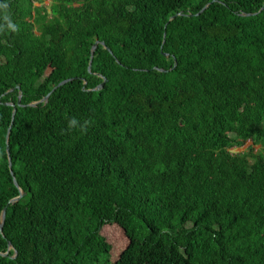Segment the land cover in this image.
I'll list each match as a JSON object with an SVG mask.
<instances>
[{"label": "trees", "instance_id": "obj_1", "mask_svg": "<svg viewBox=\"0 0 264 264\" xmlns=\"http://www.w3.org/2000/svg\"><path fill=\"white\" fill-rule=\"evenodd\" d=\"M45 1L0 0V264H264V0Z\"/></svg>", "mask_w": 264, "mask_h": 264}, {"label": "water", "instance_id": "obj_2", "mask_svg": "<svg viewBox=\"0 0 264 264\" xmlns=\"http://www.w3.org/2000/svg\"><path fill=\"white\" fill-rule=\"evenodd\" d=\"M263 8H264V3H263V6L261 7L260 11H261ZM202 10H203V9H202ZM260 11H259V12H260ZM181 15H184V13H182V12H178V13H176L174 16H171V17L169 18V21L172 20V19H174L175 17H177V16H181ZM99 43H100V42H99L98 40H95L94 44H93L92 47H91L90 61H89V63H88V71H89V72H91V62H92V57H93L94 52H95V49H96V47H97V45H98ZM101 44L103 45L102 42H101ZM164 55L167 56L168 54H164ZM156 70H158V71H160V72H164V70H163V69H160V68H156ZM71 80H72V79H66V80H63V81H61L60 83H58L57 86L63 85V84H65L66 82L71 81ZM103 81H105V78H104ZM102 86H103V84H100V85H98L95 89H100ZM16 88L19 89L20 87H19V86H16ZM14 89H15V88H14ZM12 90H13V89H11V90H9V91H12ZM9 91H7V92H9ZM7 92H6V93H7ZM48 96H49V94L46 95L42 100H43V101H47ZM37 103H38V102H33V103L28 104V105H30V106H35ZM4 104L13 107V109H12V114H11V124H10V126L8 127L7 134H6V145H7V147H6V152H7V155H8V168H9V170H10V174H11L12 177H13V181H14L15 186H16V187L18 188V190H19V195L16 196V197H14V198H12V199H10L9 202H8L9 204H13V203L17 202V201H18V200L24 195V192H23V191L21 190V188L18 186V184H17V182H16V180H15V178H14V174H13V171H12V162H11V158H10V155H9V149H8V137H9L10 129H11L12 122H13V119H14V115H15V113H16V107H15L14 103H11V102H4ZM17 105H19V106H24V105H22V104L20 103V95H19V97H18V99H17ZM5 213H6V207L3 208L2 213H1V223H0V232H1V233H2L3 223H4V219H5ZM12 249H13V245L11 244L10 241H8V242H7V249H6V251H5V252H0V255L3 256V257L14 258L15 255H16V251H14V255H12V256L9 255V251L12 250Z\"/></svg>", "mask_w": 264, "mask_h": 264}, {"label": "rangeland", "instance_id": "obj_3", "mask_svg": "<svg viewBox=\"0 0 264 264\" xmlns=\"http://www.w3.org/2000/svg\"><path fill=\"white\" fill-rule=\"evenodd\" d=\"M50 3L49 0L44 2V5H48ZM38 5V4H37ZM252 145V142L250 140H247L242 146L238 148H234V152L238 153H247L250 154L249 147ZM260 149V145H255L253 147L252 153H257V151ZM101 235L104 236V238L111 244L112 249L110 252V259L113 260V258L116 255H119V253L123 250L125 246V242L123 240V234L120 228L113 225H105L102 227ZM111 260V261H112Z\"/></svg>", "mask_w": 264, "mask_h": 264}, {"label": "clouds", "instance_id": "obj_4", "mask_svg": "<svg viewBox=\"0 0 264 264\" xmlns=\"http://www.w3.org/2000/svg\"><path fill=\"white\" fill-rule=\"evenodd\" d=\"M251 141V140H250ZM101 232V231H100ZM12 250H14V248L12 249ZM15 251V250H14ZM12 256V255H11Z\"/></svg>", "mask_w": 264, "mask_h": 264}]
</instances>
